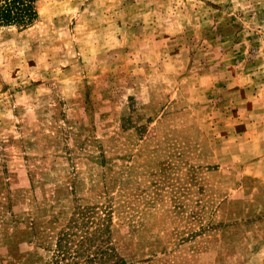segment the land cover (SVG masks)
<instances>
[{
    "label": "rangeland",
    "instance_id": "374dc122",
    "mask_svg": "<svg viewBox=\"0 0 264 264\" xmlns=\"http://www.w3.org/2000/svg\"><path fill=\"white\" fill-rule=\"evenodd\" d=\"M36 10L0 29V264L89 208L96 264H264V0Z\"/></svg>",
    "mask_w": 264,
    "mask_h": 264
},
{
    "label": "trees",
    "instance_id": "16d2710c",
    "mask_svg": "<svg viewBox=\"0 0 264 264\" xmlns=\"http://www.w3.org/2000/svg\"><path fill=\"white\" fill-rule=\"evenodd\" d=\"M38 0H0V29L5 27H27L37 17ZM105 216L96 208L79 211L70 223V231L80 229V234L59 235L51 264H96L103 262L106 252L94 245L100 236L111 233L112 210L104 209ZM103 248V247H101ZM112 248L111 250H115ZM95 250V251H94Z\"/></svg>",
    "mask_w": 264,
    "mask_h": 264
}]
</instances>
